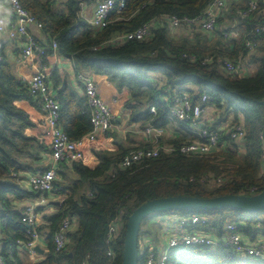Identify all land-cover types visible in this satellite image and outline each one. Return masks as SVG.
Listing matches in <instances>:
<instances>
[{"label": "trees", "instance_id": "trees-1", "mask_svg": "<svg viewBox=\"0 0 264 264\" xmlns=\"http://www.w3.org/2000/svg\"><path fill=\"white\" fill-rule=\"evenodd\" d=\"M20 1L42 21L43 32L56 38L57 54L71 59L76 70L103 76L118 92L127 93L122 109L128 123L139 128L153 124L169 129L174 123L169 95L187 91L195 101L206 92L213 96L219 111L225 112L212 125L232 115L231 124L241 122L245 132L242 144L223 130L212 152L161 151L127 168L119 166L122 156L153 142L141 140L131 145L114 137L116 147L96 151L91 164L79 160L68 167L62 162L53 182L54 187H60L56 191L60 203L36 206L41 220L37 230L44 236L45 245L42 252L37 251L39 261L31 264H121L128 215L147 199L178 194H251L252 187L256 193L264 188L260 138L261 133L264 135V105L260 104L264 99V33L255 32V27L264 23L260 10L263 0H229L211 36L199 30L175 36L167 17H195L212 0H125L121 9L110 13L109 23L102 29L90 28L80 14L82 4L91 5L96 0ZM253 1L257 8L242 15ZM147 23L151 33L145 38L123 37ZM234 23L239 37L226 38L223 32ZM246 39L258 40L252 53L245 48ZM239 59L253 69L251 75L241 76L224 68L225 60ZM154 73L161 78H152ZM52 81L60 100V123L70 139H77L91 129L86 96L60 83L56 67L52 68ZM25 104L36 107L4 53L0 62V254L8 264H28L22 255V244L19 248L20 242L27 241V227L21 220L24 205L20 203L38 197L20 183L16 174L38 173L48 167L42 158L49 147ZM151 105L155 113L149 110ZM174 130L176 135H165L157 144L177 145L197 139L182 122H177ZM53 206V211L47 210ZM120 212L124 225L112 244L114 256L110 258L106 233ZM172 213L206 215L209 220L205 226L218 234L223 233L225 222L233 221L252 239L264 237V210H168L151 213L142 222ZM65 216L75 219L76 226L67 233L65 247L56 251L53 235ZM143 234L151 235L152 231L145 227L139 236ZM143 258L144 253H139L138 264H143ZM168 264H264V260L239 258L223 245L214 249L182 245L170 249Z\"/></svg>", "mask_w": 264, "mask_h": 264}, {"label": "built area", "instance_id": "built-area-1", "mask_svg": "<svg viewBox=\"0 0 264 264\" xmlns=\"http://www.w3.org/2000/svg\"><path fill=\"white\" fill-rule=\"evenodd\" d=\"M125 0H96L93 5L92 16L87 20L90 28L102 29L109 23V15L115 9H121ZM228 0H212L206 8L195 17H178L170 15L167 17L169 28L177 29L187 26L190 31L199 30L211 35L217 24V20L225 11ZM83 6V4H82ZM257 2H251L249 8L242 11V15L257 8ZM7 9V12H5ZM264 15V0L260 9ZM83 7L81 15L85 18ZM43 31V23L33 13L23 6L20 0H0V62L6 53L4 47L5 40L11 41L16 53H13L11 59L18 66L19 77L24 86L29 90L36 102L37 114L35 119L41 131V138L49 147L47 156L50 162L48 167L38 173L19 172L16 174L20 183L29 187L32 191L41 193L36 198H32L24 206L21 216L22 222L27 227V241L20 242L19 248L24 246L32 255L37 254L36 246L42 247L44 236L37 230L40 214L36 211L37 205H46L52 193L56 194L54 180L57 178L59 163L70 164L74 161L83 160L87 147L98 141L99 137L106 133L113 134L118 130L115 123L116 114L110 104L106 102L99 93L98 82L95 75L76 70L75 76L86 96L87 106L89 108L91 129L83 136L77 139H70L60 123V100L58 92L52 83L51 61L56 56L58 43L56 38L48 37L47 43L35 34V31ZM256 33H264V23L255 27ZM151 33V25L144 24L135 31L124 34L126 39H143ZM226 38L239 37L236 23L232 28L223 32ZM258 46V40L246 39L245 48L248 53H252ZM52 50L53 54H48ZM224 68L241 76L251 75L253 69L246 65L244 59L233 61L225 60ZM171 98L170 117L175 123L182 122L186 129L197 135V139L183 141L177 145L157 143L167 134V128L147 124L144 128H139L135 123H129V127H122L125 132L131 130V126H137L144 136L145 140L153 142L151 146H141L129 150L119 161L121 168H127L133 164L141 162L145 158L154 157L161 151L170 152L179 150L182 153H209L218 146L220 133L227 130L233 139L243 143L244 127L241 122L231 124V116L221 125L207 124L201 120L202 114L207 108L213 112L210 121L217 120L219 115L215 114V109L219 110L215 104V99L209 93H202L199 100H193L187 91L174 92L169 95ZM120 99L122 103L125 100L121 95L112 97V104H117ZM151 112L155 113L154 105L150 106ZM218 117V118H217ZM217 118V119H216ZM210 119V118H209ZM132 131V130H131ZM262 140L261 158L264 159V135L260 134ZM43 154V158L46 156ZM42 158V160H43ZM220 180V179H219ZM252 187L250 192H254ZM253 192V193H252ZM209 218L199 213L184 214H164L160 217L159 231L157 236L143 234L139 236V253H144L143 264H168L169 251L172 248L182 245H199L214 249L218 245L228 247L239 258L247 256L264 260V237L257 236L252 239L251 236L242 232L238 224L233 221L225 222L223 233L218 234L216 230L207 228L206 222ZM124 225L122 212H120L109 224L106 233V242L108 247L107 255L112 258L114 250L112 244L116 241ZM75 219L65 216L53 238L56 251L65 247L69 238L67 233L75 228ZM162 237V239H160ZM25 249V248H24ZM26 250V249H25ZM0 264H8L0 254Z\"/></svg>", "mask_w": 264, "mask_h": 264}, {"label": "crops", "instance_id": "crops-1", "mask_svg": "<svg viewBox=\"0 0 264 264\" xmlns=\"http://www.w3.org/2000/svg\"><path fill=\"white\" fill-rule=\"evenodd\" d=\"M228 2H229V0H228ZM93 5L83 4V6H82L83 7L82 13L84 14V16L87 20L92 16ZM5 12H7V9H5ZM223 24H225V23H223ZM32 30L35 31L34 29H32ZM171 31H172V33H174L175 36H181L184 34H189L190 30L188 29L187 26H182V27L177 28V29H172ZM35 34L38 37L42 38L43 42H46V40H47V38H46L47 36L45 35L46 33H44L43 31H35ZM213 34H211V35H213ZM207 35H209V34H207ZM211 35H209V36H211ZM4 47L6 48V53H7L8 58L12 57L13 53H16V51H17V48H15L14 44L9 40H5ZM10 60L13 63L17 74L19 75L18 66L15 65V62L13 59L10 58ZM51 65H52V68L56 67V73H57V76L59 78L60 83L65 82L69 85V87H71L77 93H79V94L83 93L82 88L76 79V76H75L76 69L74 68V65H73V62L71 59L64 57L60 54H56V56L51 61ZM89 73L94 75V73H92V72H89ZM151 76H152V78H155V79L161 78V76L158 73H154ZM95 77H96L97 82H98V90H99L100 95L102 96V98L106 102H108V104H110L112 109L115 111V114H116L115 123H117V125L120 127H124V126L129 127L128 124H126L127 120H126V117L124 116L123 109H122V106H123L122 101L123 100L120 99V101L117 104H112V102H111L112 97L121 95L124 98V97H127V93L118 92L114 88V86L106 80L105 77L98 76V75L97 76L95 75ZM51 78H52V69H51ZM52 83H53V81H52ZM25 107L29 110V112L35 118V116L37 114L36 108H34L30 105H27V104H25ZM212 114H213V112L210 110V108H207L204 111V113L202 114L201 120L203 122H206L207 124H212L213 122H215L214 119H213V121H210V120H212L211 119ZM215 114L219 115L220 113L217 112ZM129 125H130V123H129ZM170 127L171 128H169L167 130L166 136L176 135L178 132L176 130H174V128L176 127L175 123H173V125ZM118 130H117V132H118ZM131 130H129V132L131 133L130 136H132V139L130 140V144L137 145L141 140L145 141V136L140 131H138L137 126L132 125ZM137 135H139V136H137ZM114 137H117V136H115L114 134H110V133H106L104 136L99 137L98 141L91 143L87 147L84 159L82 161L84 163L91 164L92 162H94V156H95L96 151H98L100 149H114L116 147V145L114 143ZM117 138L121 139V137L119 135ZM49 162H50V160H49V157L47 156V153H46V156L43 158L42 163L48 164ZM60 164L61 163H59V166H60ZM66 165L68 167H71L70 164H66ZM60 199H61V197L59 195L52 193L51 197H49L48 201L49 202L51 201L50 203L57 205V204H55V201H60ZM26 203H28V201L25 200L24 202H21L20 204L22 206L23 205L25 206ZM47 210L53 211L54 206L48 207ZM39 220H40V217H39ZM153 224L156 225L155 220H154ZM147 228L151 229V231H152L154 226L153 225H147ZM158 231H159V229H158ZM158 231L157 230L155 231L156 235H154V234H151V235L157 236ZM44 245H45V243L42 244V247H44ZM42 247H40V248H42ZM25 253H28L27 250H25ZM37 256H38V259L41 258L39 255H37Z\"/></svg>", "mask_w": 264, "mask_h": 264}, {"label": "water", "instance_id": "water-1", "mask_svg": "<svg viewBox=\"0 0 264 264\" xmlns=\"http://www.w3.org/2000/svg\"><path fill=\"white\" fill-rule=\"evenodd\" d=\"M260 104L264 105V99L260 101ZM40 193L37 191L35 194L39 195ZM59 203L60 201H55V204ZM223 208L246 212L264 210V188L253 194L228 193L213 197L178 194L147 199L128 215L121 264H138L140 225L147 215L168 210H215ZM24 248L27 250L25 246ZM36 248L40 252L43 251L39 246Z\"/></svg>", "mask_w": 264, "mask_h": 264}, {"label": "rangeland", "instance_id": "rangeland-1", "mask_svg": "<svg viewBox=\"0 0 264 264\" xmlns=\"http://www.w3.org/2000/svg\"><path fill=\"white\" fill-rule=\"evenodd\" d=\"M58 1H61V0H58ZM91 5H93V4H91ZM217 112L220 113L219 114L220 119H222L225 116V112H223V111L221 112V111L215 109V113H217ZM229 116H232V115H229ZM224 122H222V123H220L218 125H221ZM117 127H118L119 130H118V132L115 130L116 136L118 137V135H119L121 138H123L125 140L126 143H130V140L132 139V136L127 137V135H129L131 133L128 132V131L125 132V129H123L120 126H117ZM137 136H139V135H137ZM131 145H133V144H131ZM160 217L161 216L152 217L149 220H147L146 223H145V221H143L141 223V225H140V232L142 231L143 228L147 227V225H153L154 228L152 229V234L156 235V232L155 231L156 230L158 231L159 227L161 226L160 221H159L160 220ZM154 220L156 221V225L153 224L154 223ZM160 239H162V237H160ZM139 243H140V241H139ZM139 250H140V247H139ZM22 255L24 256L25 262L28 263V264H31V263H33L35 261H39L37 254L36 255H32L31 253H25V252H23Z\"/></svg>", "mask_w": 264, "mask_h": 264}]
</instances>
